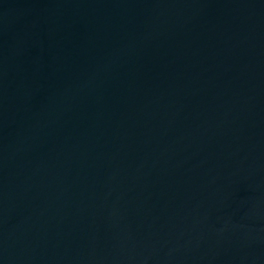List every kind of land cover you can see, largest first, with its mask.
Instances as JSON below:
<instances>
[{
	"label": "water",
	"instance_id": "obj_1",
	"mask_svg": "<svg viewBox=\"0 0 264 264\" xmlns=\"http://www.w3.org/2000/svg\"><path fill=\"white\" fill-rule=\"evenodd\" d=\"M0 264H264V0H0Z\"/></svg>",
	"mask_w": 264,
	"mask_h": 264
}]
</instances>
